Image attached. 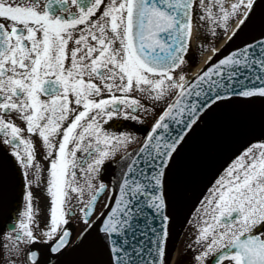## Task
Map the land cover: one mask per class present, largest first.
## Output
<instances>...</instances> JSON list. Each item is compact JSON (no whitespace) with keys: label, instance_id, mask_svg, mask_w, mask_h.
Instances as JSON below:
<instances>
[{"label":"snow or ice","instance_id":"1","mask_svg":"<svg viewBox=\"0 0 264 264\" xmlns=\"http://www.w3.org/2000/svg\"><path fill=\"white\" fill-rule=\"evenodd\" d=\"M221 27L259 39L212 46L189 76L193 39ZM234 105L238 146L188 203L191 137ZM148 118L142 134L117 127ZM25 130L49 161L43 226L32 185L44 165ZM0 136L24 178L0 264H64L73 218L86 225L75 246L92 252L83 264H168L185 204L193 264H264V0H0Z\"/></svg>","mask_w":264,"mask_h":264},{"label":"rangeland","instance_id":"2","mask_svg":"<svg viewBox=\"0 0 264 264\" xmlns=\"http://www.w3.org/2000/svg\"><path fill=\"white\" fill-rule=\"evenodd\" d=\"M209 38H212V36L205 35L203 45L193 46L191 48V52H189L188 56L189 58L195 59V64L199 59L201 51L209 50L212 46H215L223 36H220L218 40H215L214 42L209 41ZM161 109L162 106L156 110V115ZM229 109L230 108H223L219 112L210 114V116L206 118L207 123L202 124V126L193 133L190 143L187 146L186 153L188 163L194 168L200 169L195 191L192 193L191 201L188 203L195 201L196 196H198L200 191L204 189V186L208 184L215 174H217V169L220 168L231 152L238 146L239 137L233 130L237 117L230 118V115H224L225 111H228ZM151 120L152 118L149 120V123ZM231 142H234V146L235 142L237 143L234 149L228 147ZM187 215H189L187 205H181L176 214V230L173 237V244H179V248H181L182 244H192L194 239L193 227L188 223V220L186 219ZM78 236L79 231L76 230L72 238L73 241L77 240ZM74 247L75 244L70 245L67 252ZM68 254L69 253H67V255ZM86 260V257L76 252L72 255H68L65 258V263L83 264Z\"/></svg>","mask_w":264,"mask_h":264},{"label":"flooded vegetation","instance_id":"3","mask_svg":"<svg viewBox=\"0 0 264 264\" xmlns=\"http://www.w3.org/2000/svg\"><path fill=\"white\" fill-rule=\"evenodd\" d=\"M258 2H260V0H258ZM224 33L225 29H223L222 27L217 29L215 36H212L211 33H202V38H200L201 45L204 44L205 35L212 36V38H209L208 40L214 42L215 40H218L220 36H224ZM193 46L194 45L192 42L191 48ZM189 60L191 62L190 66H187L185 68V71L189 70L195 63V59L189 58ZM159 108L160 106H157L156 110H158ZM9 115H11L12 118L16 120V122L20 124L22 128L25 127L24 123L17 118L15 113H10ZM150 119L151 118L146 119L143 124H140L139 122L122 120V122L117 127L119 128V130H139V133L142 134L144 129L148 128ZM23 134L25 136H31L36 146L37 159L44 165L43 182L40 184L34 183L32 185L34 200L37 206L40 208V220L41 225L43 226V224L46 223L48 209L50 207V196L47 193L46 188L48 178L47 167L49 161L46 159V152L38 134H29L26 130L23 132ZM2 141L3 138L2 136H0V227H2L4 223L7 222L8 218L13 216L16 210L23 205V198L21 194L24 191L22 166L18 164L16 158L11 153L10 146L6 143H3ZM71 226L73 231L70 239L71 241H73L72 238L75 231L78 230L80 236V234L84 231L86 225L83 223V221H77L75 218H73L71 221ZM76 241L77 240H74L73 244H75ZM189 245L191 244H182L181 248H179V244H174V255L171 259L170 264H193L194 256L196 253L192 247H189ZM65 256L64 264H66ZM225 264H227V262H225Z\"/></svg>","mask_w":264,"mask_h":264},{"label":"water","instance_id":"4","mask_svg":"<svg viewBox=\"0 0 264 264\" xmlns=\"http://www.w3.org/2000/svg\"><path fill=\"white\" fill-rule=\"evenodd\" d=\"M255 36L256 39H259V36L256 35V33L249 27H244L242 30H239L234 37L229 39L226 44L221 48L223 54H227L229 51L233 50L235 47H239L244 42L251 43L252 37ZM258 106V105H257ZM233 110H237L240 112V106L234 105L232 107H227ZM174 228H175V221L171 228V234L167 240V254L169 256L170 249L172 246V240L174 235ZM82 252L86 253L89 259H92V252L90 248H86L84 246L78 247Z\"/></svg>","mask_w":264,"mask_h":264},{"label":"bare ground","instance_id":"5","mask_svg":"<svg viewBox=\"0 0 264 264\" xmlns=\"http://www.w3.org/2000/svg\"><path fill=\"white\" fill-rule=\"evenodd\" d=\"M233 27H234V25H233ZM231 34H232V32L231 31H228L227 35L224 36V38H222L215 45V47L216 48H219L231 36ZM192 42H193V45L194 46H200V44H201L200 43L201 42L200 38L199 39H193ZM209 55H211V52L209 50H206V51L203 50V51H201V53L199 54V59H198L196 65L188 72L189 76H191L192 73H194L198 68H200L204 64L205 60L207 59V57Z\"/></svg>","mask_w":264,"mask_h":264}]
</instances>
